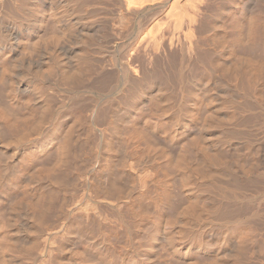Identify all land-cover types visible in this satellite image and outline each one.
Returning a JSON list of instances; mask_svg holds the SVG:
<instances>
[{
    "label": "bare ground",
    "instance_id": "6f19581e",
    "mask_svg": "<svg viewBox=\"0 0 264 264\" xmlns=\"http://www.w3.org/2000/svg\"><path fill=\"white\" fill-rule=\"evenodd\" d=\"M60 1L68 15L89 2L97 14L99 9L101 13L107 10L104 5L102 8L98 5L106 2L103 0H24L25 5L21 3L12 11L8 9V0H0V103L6 106L3 110L0 107V264H87L81 256L87 251L99 255L102 264H111L117 256L121 260L115 262L129 264L124 261L128 251L133 264H146L141 256L144 234L150 245L149 255L158 264L175 262L163 255L164 259L160 257L162 250L158 253L155 249L160 243L162 249L166 247L163 254L182 258L174 264L245 263L249 258L245 257L252 240L250 236L262 232H258L259 228L256 230L257 222L256 228H251V223L257 218L260 220L263 213L256 209L251 212L250 218H256H251L252 222L244 216L248 223L242 218V213L245 215L242 208L248 209L243 205L253 203V197L243 187L247 183L249 188L252 186L249 183L256 180L264 185V172H253L254 168L248 165L243 167L240 149L234 146L242 131L251 125L252 114L257 109L262 114L264 111V61L256 64L253 59L261 47L264 49V0H240L243 3L238 8L233 3L230 11L221 6L222 2L216 4L218 0H107L118 3L120 12L131 23L140 19L148 23L146 28L141 25L144 28L135 38L123 69L113 75L109 69L113 65L108 68L107 60H103L105 55H94L96 47H92L95 41L92 37L83 41L78 55L71 57V52L61 51L64 48L61 43L65 41L67 45V39L74 38L71 24L65 22L63 15L56 17L54 13L49 31L42 34L46 11L41 15L39 12L44 6L50 11L57 10ZM212 4L218 5L219 14L211 21L209 18L215 15L208 12ZM36 16V26L28 27L27 23ZM223 16L227 17L226 21ZM221 20L228 27L234 26L229 27L233 36L227 43V38H220V32L223 34L226 29L215 26ZM210 24L217 29L211 28L214 31L209 35L205 25ZM22 27L21 37L14 35L13 29ZM218 42L222 44L220 50ZM14 45L21 47L20 58L12 52ZM211 46L216 52H211ZM98 47L97 51L101 52V46V51ZM178 51L181 57L177 66ZM226 53L238 57L234 58L238 61L234 63L236 66L233 63L228 66L229 61L224 63L222 58ZM73 62L77 71L69 73ZM224 65L228 70H224ZM237 65L243 67L236 69ZM92 68L100 72L99 78L91 79ZM74 78V84H86L85 90L94 94L113 80L123 85L120 94L109 97L107 100H112L107 104H99L95 96L91 99L98 103H93L92 118L93 124H100L96 132L99 131V136L96 135L99 138H95L96 147L88 158V176L82 184L89 189L86 195L96 201L100 210L112 209L125 230L133 234L134 242L129 250L109 240L98 249L96 241L87 236L75 245L78 234L88 233L91 225L105 226L90 211L83 214L81 200L65 213L63 210V224L52 227L46 222L57 200L54 180L68 171L71 156L72 131L66 116L76 110L75 102L81 98L76 85L67 87V79ZM215 89L228 93L218 95L213 93ZM174 90L177 96L172 93ZM214 94L219 97L215 98ZM140 103L143 104L132 119ZM123 104L126 108L121 109ZM119 109L125 116L117 114ZM82 110L76 111L84 118ZM114 115L119 118L115 120ZM153 144L160 146L159 159L150 153ZM170 144L176 146L175 153L166 148ZM230 152L236 156L235 160H231ZM251 153H248L250 160ZM47 161L49 164L45 165ZM233 174L240 181L235 182L236 178L233 181L230 176ZM125 178L130 181L129 191L122 181ZM98 180L102 183L100 186ZM261 186L258 185L260 191ZM136 201L145 206L153 204L155 214L149 210L141 219L137 218L133 209ZM255 202L259 207L261 201ZM34 217L38 222L33 225L30 220ZM143 224L150 225L149 233L140 228ZM106 227L110 228L109 234L120 230L117 224ZM251 229L255 234L251 235ZM137 232L140 238L135 240ZM194 233L197 240L192 243L189 237ZM164 234L165 241L161 239ZM201 253L207 256H200Z\"/></svg>",
    "mask_w": 264,
    "mask_h": 264
},
{
    "label": "rangeland",
    "instance_id": "374dc122",
    "mask_svg": "<svg viewBox=\"0 0 264 264\" xmlns=\"http://www.w3.org/2000/svg\"><path fill=\"white\" fill-rule=\"evenodd\" d=\"M104 1H106L105 3H103V4H99L98 3V5H99V7H103V5H104V7H105V9H107V10H105L104 12H102L101 13V11H100V9L98 10L99 12H98V14L97 13H95V10H94V5L91 3V2H89V3H87L84 7H78L75 11H74V13H72L71 15H68V14H65L66 13V8H65V6H64V4H63V1L61 2L60 1V3H59V5H58V8H57V10H54V11H50V10H47V7L46 6H44L42 9H41V11L39 12V14L41 15V14H44V12L43 11H46V14H44L45 15V19H44V21H43V23H42V25H44L45 27H44V30H43V32H42V34H46L47 33V31H49V28H50V25L53 23L52 21H53V14L54 13H56L57 15H56V17L58 16H61V15H63L64 17V20H65V22L66 23H70L71 24V28H72V30H73V33H74V38L73 37H69L68 39H67V41H68V43H67V45L65 44L66 42L64 41V43L62 42L61 44L64 46V48L62 49V47L63 46H59V47H61L60 49H62L61 51H66V52H71V57L72 56H75L76 54L78 55V53H80V51H81V49H82V45H83V41L86 39V38H88V37H92L91 39H93V40H95V41H93L94 42V44H93V42H92V47H96L95 48V51L97 52H94L95 54L94 55H96V56H103V55H105V56H103V60H107L106 61V64L108 63L109 64V66H108V68L111 66V65H113L114 66V68H113V66H112V68L110 67L109 69H110V72L112 73V75L113 74H115L116 72H119L120 73V70H122L123 69V65L125 64V62H126V57H127V54L130 52V51H133V48H134V44H135V38L137 37V35L139 34V32H141L142 31V28H146V26H148V23H146V21L144 22V19L142 20V19H140V21L139 22H137L136 20V23L137 24H135V21H132V23H131V21L130 20H127L126 19V17L124 16V14H122V12H120L121 10H120V8H118L119 7V5H118V3H116L115 1H112V2H107V0H103V2ZM228 0H224V1H220V0H218V3H216V4H218L219 5V3L220 2H222V4H221V6L222 5H225L224 7H227L228 8V10L230 11V9H232L231 8V6L233 7V3H235L234 5H235V7L236 8H238L239 6L238 5H241L242 3H243V1H238V0H236L235 2H232L231 0H229L228 2H227ZM234 1V0H233ZM245 1V0H244ZM248 1V0H247ZM249 1H251V0H249ZM223 2H225V3H223ZM231 2H232V4H231ZM237 2L239 3V4H237ZM242 2V3H241ZM24 4L25 5V2H24V0H8V9L10 8L12 11H13V9L14 8H16L19 4ZM106 3H107V6H105L106 5ZM109 3V4H108ZM216 4H212L211 6H209V10L210 11H208V12H210L211 14H212V18H209V20H213V18L216 16L217 17V15L219 14V9H217V7H218V5H216ZM237 4V5H236ZM216 5V6H215ZM213 6H214V8H213ZM211 7H212V9H211ZM216 7V8H215ZM28 8H30V7H28ZM227 8H225V9H227ZM214 9V11H212ZM216 9V10H215ZM15 10V9H14ZM30 10V9H29ZM228 10H226L228 13H229V11ZM109 11V12H108ZM218 12V13H217ZM110 13V14H109ZM65 14V15H64ZM95 14H97V15H99V14H101V16L99 17V16H97V15H95ZM20 16V15H19ZM28 16H29V13H28ZM215 17V18H216ZM31 19H33L31 22H28L27 24H28V27H33V26H36V24H37V21H38V16H36V17H32ZM223 19H224V16H223ZM218 20V19H217ZM227 20V17H225V19H224V21H226ZM222 22V20H221V22L220 21H218V22H216V25L215 26H217V28H221V30H222V28H224V29H226L224 32H223V34H222V31L220 32V38L222 39V37L221 36H223V37H225V41H226V43H227V40H230L231 41V39H232V36H233V34H231V33H229V31H231V29H232V27L234 28V26H229L228 27V25H226V22ZM144 22V23H143ZM229 22V21H228ZM227 22V23H228ZM29 23H30V26H29ZM141 23V24H140ZM244 23V22H243ZM215 24V22H213V25ZM228 24H230V23H228ZM140 25V26H139ZM141 25H143V26H141ZM212 24H210L209 25V27L208 26H206L205 25V30H206V34H209L210 35V33L211 32H213L212 31V29H217V28H215L214 26H211ZM245 25V24H244ZM207 27V28H206ZM214 27V28H213ZM225 27H227V28H225ZM212 28V29H211ZM23 27L22 28H19V29H17V28H14L13 29V33H14V35H16V36H18V37H21V35H22V32H23ZM245 29V28H244ZM26 30V29H25ZM24 30V31H25ZM144 30V29H143ZM229 30V31H228ZM232 33H233V30L231 31ZM218 35V34H217ZM45 36V35H44ZM219 36V35H218ZM73 38V39H72ZM220 39V40H221ZM264 39V37L262 38V40ZM13 40H15V39H13ZM215 40V39H214ZM69 41H70V43H69ZM223 40H221V42H222ZM215 42V41H214ZM215 43H217V41L215 42ZM219 43V42H218ZM60 44V45H61ZM97 44V45H96ZM221 43H219L218 45H220ZM96 45V46H95ZM101 46V48H102V51H101V49H100V46ZM99 46V47H98ZM221 46H222V44L220 45V47L218 48V50H220V48H221ZM262 46H263V44H262ZM97 47L99 48V50L101 51V52H99V51H97L98 49H97ZM212 47V46H211ZM13 48L14 49H12V52L15 54L16 53V56L18 57V58H20V55H21V52H22V50H21V47L18 45H14L13 46ZM213 48V47H212ZM210 49L211 50V52H216V49L215 48H213V49ZM94 49V48H93ZM72 50H73V52H72ZM130 50V51H129ZM218 50H217V52H218ZM264 49L261 47L254 55V57H253V59H254V62H256V64H259V63H262L264 60V51H263ZM60 51V50H59ZM107 51V52H106ZM109 51V52H108ZM179 52V51H178ZM177 52V53H178ZM181 52V51H180ZM180 52L178 53V55L176 56L175 55V57L176 58H178L179 57V62H178V60H177V66L179 65V63H180V57H181V54H180ZM176 53V54H177ZM236 55H238V54H236ZM114 56V57H113ZM235 56V55H234ZM232 56V54H228V53H226L225 54V57L224 58H222L223 59V61H224V63H225V61H229V62H227V64H228V66H230L229 65V63H233V65H234V63H236V64H238V61H237V59H234V58H238L237 56ZM110 57V58H109ZM116 57V58H115ZM119 57V58H118ZM256 57V58H255ZM162 58H163V55H162ZM227 58V59H226ZM232 58L234 59V60H236V61H233L232 60ZM93 59H94V57H93ZM37 60H43V59H41V58H38ZM37 60H35V64L37 63V64H39V62L40 61H37ZM73 60H74V58H73ZM256 60V61H255ZM37 61V62H36ZM118 61V62H117ZM230 61H233V62H230ZM261 61V62H260ZM140 62V59L139 58H137V60H136V64H138ZM105 63V62H104ZM112 63V64H111ZM116 63H117V65H116ZM223 63V64H224ZM107 64V65H108ZM118 64H120V65H118ZM222 64V65H223ZM236 64L234 65V66H236ZM122 65V66H121ZM226 65V64H225ZM225 65L223 66V68H224V70H225V68H226V70H228L227 69V67H225ZM39 66V65H38ZM121 66V67H120ZM234 66H232L231 65V67H233L234 68ZM238 67L236 68V69H239L241 66L240 65H237ZM94 67V66H93ZM231 67H228L229 69L231 68ZM242 67H243V65H242ZM241 67V68H242ZM95 68H97V67H95ZM115 68H117V69H115ZM232 68V69H233ZM112 69H115V71L114 70H112ZM120 69V70H119ZM235 69V68H234ZM98 70V69H97ZM116 70H118V71H116ZM74 71H77L75 68H74V62L73 63H71V65H70V67H69V73H73ZM92 71H93V68H92ZM96 70H94L93 72H91V74H92V76H91V79H95V78H99L98 76H100L99 74H100V72L98 71H96ZM113 71H114V73H113ZM95 72V73H94ZM122 72V71H121ZM97 73V74H96ZM19 74V73H18ZM117 74V73H116ZM77 75V74H76ZM49 76H51V75H49ZM96 76V77H95ZM115 76V75H114ZM52 77H54V76H52ZM52 77H50V78H52ZM115 79H116V77H114ZM75 80V78L74 79H67V87H69V86H71V85H76V90L77 91H80V93H81V98H79L77 101H80V99H81V101L80 102H75V104H76V110H86V112L84 113L83 112V110H82V113L83 114H85L84 115V118H82L83 117V115H81V113L78 111H74V112H69V115H68V113H67V115L68 116H66L67 117V120H68V126L70 127V129H71V133H72V139H71V136H70V139H71V143H70V154H71V156H70V159H69V161H68V171H66V173L64 174V175H62V177L61 178H59L58 180H54V182H55V184H56V197H57V200H54V202H55V204H54V206H53V208L51 209L50 208V210H49V212H48V216L46 217V222H48L49 223V225L50 226H58V225H61V224H63L64 223V221H65V215L63 214V210H64V213H65V210H67L68 208H70L74 203H76L77 201H82V205H81V207H83L82 208V211H84L85 213H83V214H85L86 215V213L87 212H89L90 211V213H93V214H95L96 216H97V218L99 219V221H101V223L104 225L105 224V226H99L98 227V225L97 224H94V225H91L89 228H88V233H86V232H83V233H81V234H78L80 237H79V239H78V237L74 240V243H75V245H76V243H77V241L78 240H80L81 239V241L84 239V237L85 236H87L88 238H90L92 241L94 240V241H96V245H98V249H102V245L103 244H105V243H107L108 244V240L111 242V243H113V244H115L116 246H118V247H120L121 246V248H125L126 250H129L130 249V247H132L131 246V244H133V242H134V240H132L133 239V234H131V232H128V231H126L125 230V228H124V226H122V224H121V222H120V220H119V217L116 215V213H114L113 212V210L112 209H110V208H107V207H104L102 210H100L99 208H98V205L96 204V201L93 199V198H91V197H89V196H87L86 195V192H88L89 191V189L88 188H86L82 183H83V179L86 177V176H88V172H87V169H88V166H87V164L90 162V160L88 159V158H90L89 156H91V153L90 152H92L91 150L94 148L95 149V145H96V143H95V141H97L96 139L97 138H99L98 136H99V131H98V134H96V132H97V130H98V128L97 127H99L100 126V124H99V122L98 123H95V124H93V118H92V115H93V113L92 112H94V110H95V105L96 104H98V103H96L95 101H92L91 99H93V96H95L96 98L95 99H97L98 101H99V104H107V102H109V101H111L112 100V98L113 97H117L118 96V94H120V91L123 89V85H122V82H114V80L112 81V82H110L111 84H108L107 86L110 88H112V90H111V88L110 89H107L108 87L106 86V87H103V88H101V89H99L100 91H96V93L94 94V93H92V92H90V91H87V90H85V85H83V83H79V82H76V84H74L73 83V81ZM263 81H264V77H263V80H262V86L264 87V83H263ZM117 84V85H116ZM121 84V86H120V88H119V85ZM123 84H124V82H123ZM115 85V86H114ZM112 86H114V87H112ZM104 88H106V89H104ZM116 88V89H115ZM104 89V90H103ZM121 89V90H120ZM219 89V88H218ZM217 89V90H218ZM108 90H110V92H108ZM120 90V91H119ZM216 89L213 91V93H215L216 94V92H217V94L218 95H223V94H226V93H228V91L226 92V90L224 91V92H222V93H220L221 91H217ZM95 91V90H94ZM101 91H103V94H102V92ZM107 93H106V92ZM97 92H99V93H97ZM101 92V93H100ZM174 92V93H173ZM172 93L175 95V96H177V93H176V91L174 90V91H172ZM107 94H108V96H107ZM214 94V97L215 98H218L219 96L218 95H215ZM263 94H264V92H263ZM105 95H106V97H105ZM98 97V98H97ZM109 97H112V98H110L109 99V101L107 100ZM175 99V102H176V100L178 99L177 97H175L174 98ZM173 99V100H174ZM214 99V98H213ZM88 101L89 102H91L89 105H87V103H88ZM103 101V102H102ZM96 104H95V103ZM100 102H102V103H100ZM95 105H94V104ZM125 104V103H124ZM122 105V107H121V109H123V108H126V107H124L125 105ZM142 104L143 103H140L137 107H136V109L134 110V114H133V117H132V119H134V117H135V113H136V111L139 109V107H141L142 106ZM5 104H3V103H0V107L2 108V110L3 109H6V106H4ZM86 106V107H85ZM8 110V109H7ZM258 110L259 109H257V111H255L256 113H254V114H252V118H251V121H252V123H251V125L246 129V130H244L245 132H243L242 131V135L240 136V138L238 139V143H236V146H234V147H236V149H237V147H238V149H240V150H238L239 152H240V154H242V157L240 158V161H241V164H242V166H243V164H245V166H243V167H245V168H248V166H252L253 168V172H264V111H263V114L260 112V110H259V112H258ZM8 112H10L9 110H8ZM172 112V110L170 111V113ZM87 113H88V115H87ZM119 116H125V114L123 113V110H120L119 109V112L117 113ZM116 114V115H117ZM116 115H114L115 117H116ZM253 115H254V117H253ZM260 115V116H259ZM263 115V116H262ZM86 116V117H85ZM88 116V117H87ZM90 117V118H89ZM114 117V119L116 120V119H118L119 117L117 116L116 118ZM260 117V118H259ZM85 118H87V119H85ZM89 118V119H88ZM263 118V119H262ZM260 119V120H259ZM250 121V122H251ZM255 121V122H254ZM259 121V122H258ZM261 121H262V123H261ZM130 121H126L125 123H129ZM249 122V123H250ZM258 122V123H257ZM253 125V126H252ZM125 127V126H124ZM127 128L125 127V131H126V133H127V130H126ZM248 131H250V132H248ZM93 133H94V135H93ZM125 133V134H126ZM249 133V134H248ZM247 134V135H246ZM71 135V134H70ZM92 135V136H91ZM96 135H98V136H96ZM93 137V138H92ZM96 138V139H95ZM90 139V140H89ZM94 139V140H93ZM161 139V137H159V140ZM91 142V143H90ZM95 144H94V143ZM248 143H250L251 144V146L252 147H254L253 149H252V147H250V145H249V147H248ZM90 144H92V145H90ZM164 145V144H163ZM235 145V144H234ZM73 146V147H72ZM88 147H91L90 149L88 148ZM159 148H160V146L159 145H151V147H150V149H151V155L152 156H154V157H158V151H159ZM166 148H168L169 150H171L173 153H175L176 152V146L174 145V144H170V145H166ZM248 148H251V149H248ZM235 148H233V149H231V150H234ZM256 149V150H255ZM89 150V151H88ZM251 150V151H250ZM254 150V151H253ZM251 153V158L253 159H251L250 160V157H249V155H248V153L249 152ZM232 153L234 152V151H231ZM231 152H230V158H231V160H235L236 159V156H235V158H234V156H233V154L231 155ZM256 152V153H255ZM234 155H235V152H234ZM248 155V156H247ZM243 156L245 157V159H243ZM254 156V157H253ZM233 157V158H232ZM160 157H158V159H159ZM89 161V162H88ZM240 161H239V163H240ZM254 163H253V162ZM243 162V163H242ZM252 162V164H254V165H256V167L254 166V165H250L249 163H251ZM255 162H256V164H255ZM49 164V161H47L46 163H45V165H48ZM248 165V166H247ZM239 167H240V165H238ZM239 167H238V169H239ZM242 168V167H241ZM256 168V169H255ZM258 168V169H257ZM263 170V171H262ZM234 175H235V177H234ZM237 174H233V175H230V176H232L233 178V181H234V179L236 180L235 182H237V180H238V177L236 176ZM229 176V179L228 180H230L231 179V177ZM238 176H240V174L238 173ZM127 178H125V179H123L122 181H124V183H126V185H124V183L122 182V184L124 185V187H128L129 186V182H128V180H129V178L126 180ZM232 179L230 180V182H232ZM238 181H240V180H238ZM98 182L99 183H97V185H99V184H102L99 180H98ZM255 182V181H254ZM254 182H250L249 184H252V186L254 187V189H253V187L250 185V187L249 188H247L248 187V185H247V187H246V184L244 185L245 187H243V190L245 191L246 189H248V190H246L247 192L246 193H248V195L250 196L251 195V198L253 199L252 200V205L250 206V204L248 203V204H245V205H243V207L244 208H248L247 209V211H246V209H243L242 208V211L243 212H245V215H244V213H242L243 215H241V216H243L242 218H244L245 219V221L247 220V222L246 223H248V221L249 222H252L254 219H256L254 216L253 217H251V218H254L253 220H251V218H250V216H252V213L254 212V211H256V210H258V212L261 214V213H263V214H261L262 216L260 217V214H259V217L261 218L260 220H259V218H257L256 219V221H254L253 223H251V228H256V225L254 226V223L255 222H257L258 224H257V228H256V230L258 229V232H261L260 234L259 233H256L255 234V231H254V229L252 230L251 229V231H252V234L251 235H253V234H255L254 235V237L253 236H250V235H248V236H250V237H252V240H251V238L250 237H247L246 239L249 241V238H250V240L251 241H249V243H250V247L248 248L247 247V249H246V252H247V256L245 257V258H247V257H249V258H247V259H245L246 260V262H248V264H264V198H263V196H262V194H263V188H264V185L262 184V183H259V182H257V180H256V182L254 183ZM128 183V184H127ZM240 183V182H239ZM238 183V184H239ZM253 183L255 184V185H253ZM258 183V184H257ZM257 184V185H256ZM258 185L259 186H263V188H261V191L259 190L260 189V187H258ZM100 186V185H99ZM261 186V187H262ZM257 187V188H256ZM245 188V189H244ZM252 188V189H251ZM259 188V189H258ZM130 190V188L128 187L126 190L127 191H129ZM257 189V190H256ZM263 189V190H262ZM255 190V191H254ZM257 191V192H256ZM255 192L258 194V195H256L255 194ZM259 192H260V194H259ZM250 193V194H249ZM254 195V196H253ZM259 197H261V199L259 198ZM259 198V199H258ZM56 199V198H55ZM254 199H255V201H257V202H260L259 203V207H258V204L254 201ZM263 199V200H262ZM259 200V201H258ZM60 202H61V204H60ZM138 202H141V201H136L135 202V204H134V211H135V216L137 217V218H139V219H141V215H143L144 214V212H147V211H152L153 213L152 214H155V207L153 206V204L151 205V206H145L142 202V204H136V203H138ZM254 202H255V204H254ZM53 205V204H52ZM247 205V206H246ZM249 205V206H248ZM52 207V206H51ZM62 207V208H61ZM261 207V208H260ZM62 209V210H61ZM241 209V208H240ZM239 209V210H240ZM256 209V210H255ZM262 209V210H261ZM59 210V211H58ZM260 210H261V212H260ZM50 211H52V212H50ZM58 212H59V214H58ZM252 212V213H251ZM61 213V214H60ZM251 214V215H250ZM50 215V216H49ZM130 216H132L131 214H130ZM247 218V216L249 217V220L248 219H246L245 217ZM45 217H44V219H45ZM258 217V216H257ZM131 219H132V217H131ZM263 219V220H262ZM33 220V221H32ZM49 220V221H48ZM262 220V221H261ZM31 222H32V224L34 225V224H36L37 222H38V219L36 218V217H34V218H31V220H30ZM45 221V220H44ZM260 221L262 222L261 224H262V227H263V229H262V227H261V225H260ZM86 222V221H85ZM24 223V222H23ZM26 223V222H25ZM24 223V224H25ZM111 223V225H118L119 227H120V230L118 231V233L116 232V233H114V232H112V233H110L111 234V236H110V234H109V230L108 229H110V228H107L106 226H109V224ZM256 224V223H255ZM260 225V226H259ZM92 226H94V227H92ZM253 226V227H252ZM93 229H92V228ZM102 228V231L100 230L101 228ZM136 227H138V225L136 226ZM261 227V228H260ZM86 228V229H87ZM141 229H143V231H145V232H148L149 233V231H150V225H146V224H143L142 225V227H140ZM91 229V230H90ZM108 230L107 231V233H105L106 232V230ZM262 229V230H261ZM90 231H92V232H90ZM130 231V230H129ZM104 232V233H103ZM254 232V233H253ZM257 232V231H256ZM114 233V234H113ZM134 233V232H133ZM88 234V235H87ZM132 235V236H131ZM109 236V237H108ZM135 236V240H137V238H140V233L139 232H137V237H136V235H134ZM108 237V238H107ZM194 237V238H193ZM166 238V234H164V235H162V237H161V239H163V241H165L164 239ZM189 239H190V241L192 242V243H195L196 242V240H197V236L195 235V233H194V235L193 234H191V236L189 237ZM196 239V240H195ZM211 239V238H210ZM254 239V240H253ZM194 240V241H193ZM208 240L209 239H207V242H208ZM209 242H210V240H209ZM141 243H142V249H143V251L141 252V256L142 257H144L145 258V262H146V264H158V262L157 261H154L151 257H150V255H149V249H150V245H149V243L147 242V235L146 234H144V235H142L141 236ZM249 243H248V245H249ZM254 243V244H253ZM161 244V243H160ZM158 245L159 247H157V248H155L156 250H158V253H159V251H164V253H165V250H163L164 248H166V247H164L163 249L161 248V246L163 245ZM77 246H78V244H77ZM163 247V246H162ZM123 248V249H124ZM160 250H159V249ZM78 249V248H77ZM122 249V250H123ZM131 249H133V248H131ZM249 249V250H248ZM76 250V249H75ZM161 251V252H162ZM160 252V257L161 258H163L162 257V255L163 256H165L164 258H167L168 257V259H170L171 261H181L182 260V258L181 257H179V256H172V257H170L169 255L167 256V255H165V254H163V252L161 253ZM168 251H166V253H167ZM250 252V253H249ZM125 254H126V256H124V261H126L127 263H129V264H133L132 263V261H130L131 259L130 258H132L131 257V254L129 253V251L126 253L125 252ZM168 254V253H167ZM250 254V255H249ZM16 255H19V252L18 251H16ZM159 255V254H158ZM204 255V257H206L207 256V254H202L201 253V255L200 256H203ZM82 256V259L84 260V262L85 263H87V264H102V262L101 261H103L102 259H101V257L99 256V255H97V254H95L93 251H90V252H85L83 255H81ZM127 257V258H126ZM18 258V257H17ZM121 257L120 256H117L116 257V259H114L113 260V262L111 263V264H119V263H117L118 261H120L121 259H120ZM126 258V259H125ZM161 258H159L158 257V259H161ZM163 258V259H164ZM129 259V260H128ZM162 259V260H163ZM161 260V261H162ZM244 260V261H245ZM115 261H117V262H115ZM130 261V262H129ZM158 261H160V260H158ZM242 261H243V259H242ZM243 261V262H244ZM172 262V263H173ZM174 262V263H175ZM243 263V264H247V263ZM67 262H65V264H66ZM173 263V264H174ZM178 264L180 263V262H177Z\"/></svg>",
    "mask_w": 264,
    "mask_h": 264
}]
</instances>
